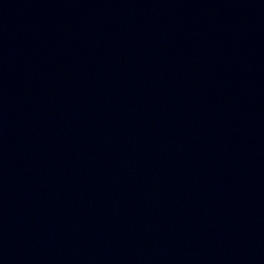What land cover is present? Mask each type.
<instances>
[{
	"label": "water",
	"instance_id": "95a60500",
	"mask_svg": "<svg viewBox=\"0 0 264 264\" xmlns=\"http://www.w3.org/2000/svg\"><path fill=\"white\" fill-rule=\"evenodd\" d=\"M0 264H264V0H0Z\"/></svg>",
	"mask_w": 264,
	"mask_h": 264
}]
</instances>
